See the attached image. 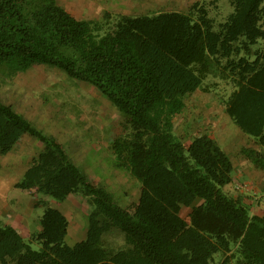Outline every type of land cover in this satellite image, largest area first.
Instances as JSON below:
<instances>
[{"label": "trees", "instance_id": "1", "mask_svg": "<svg viewBox=\"0 0 264 264\" xmlns=\"http://www.w3.org/2000/svg\"><path fill=\"white\" fill-rule=\"evenodd\" d=\"M228 2L223 20L196 2L85 19L56 0H0V86L33 65L91 86L122 116L111 164L139 185L124 207L55 135L0 99V155L22 135L42 145L14 187L57 202L80 193L87 203L84 236L72 244L67 214L41 200L39 230L28 238L0 219V264H264V211L224 189L235 178L232 157L208 132L184 138L174 125L188 96L216 84L209 77L225 82L224 113L258 147L239 153L264 171V0Z\"/></svg>", "mask_w": 264, "mask_h": 264}, {"label": "rangeland", "instance_id": "2", "mask_svg": "<svg viewBox=\"0 0 264 264\" xmlns=\"http://www.w3.org/2000/svg\"><path fill=\"white\" fill-rule=\"evenodd\" d=\"M56 1L76 18L85 19L99 18L105 10L125 14H151L159 10L186 11L194 2L206 6L208 15L217 20H223L232 10L228 0ZM206 82L216 84L210 85L205 91L197 90L187 97L184 111L174 117L176 132L184 138L194 131H206L213 136L238 165L236 167V172L239 173L238 179L237 177L233 179V182L239 181L237 188L228 185L224 189L235 196L240 195L242 200L250 206L252 213L263 212L264 184L260 189V169L252 166V171L249 172L246 169V174L243 175L239 164L240 158L243 160L239 153L242 147H258L253 137L244 136L239 132L223 111L221 99L229 94L231 86L217 78L209 77ZM18 93L24 94V102L32 101L34 105L50 108L53 124L40 126V128L55 135L66 148L69 157L88 176L111 191L124 207H129L130 203L135 202L139 189L138 183L126 172L114 168L110 161L108 146L111 139L121 130L122 116L107 100L86 83L70 78L64 72L46 65H33L25 72L13 77L11 83L0 86V99L4 103L16 99ZM31 139L36 141L33 137H25L20 147L22 149L26 147L30 152L35 147ZM7 154L0 155V179L6 177L5 179L9 181L19 174V170L27 160L23 157L15 160L11 154L6 156ZM10 170L14 173H9ZM2 193L13 212L25 218L32 230L39 226L38 220L44 208L43 204L61 207L69 219H75L79 223L81 215L87 211L86 200L80 193L70 194L66 198L68 202H57L43 193L31 195L26 190L14 187L13 184ZM33 199L41 200L43 204L31 205ZM16 201H19V205ZM200 202L201 199L196 198L190 206H183L181 214L184 215L193 205ZM65 239L69 244L75 242V239L69 237ZM111 240L119 241L120 238L115 236ZM32 246L36 248L35 244Z\"/></svg>", "mask_w": 264, "mask_h": 264}, {"label": "crops", "instance_id": "3", "mask_svg": "<svg viewBox=\"0 0 264 264\" xmlns=\"http://www.w3.org/2000/svg\"><path fill=\"white\" fill-rule=\"evenodd\" d=\"M24 94L18 93L17 98L13 99V101L17 104H14L13 101H6L7 104H10L12 106V108L22 114L25 118H27L32 124H34L35 126H37V128H40V126H44L47 124L52 123L53 124V118H51V114H50V108H47L42 106V105H34L32 103V101L24 102ZM22 100V101H20ZM27 100V99H26ZM238 130V129H237ZM246 136V135H244ZM25 137H30V136H26V135H22L20 137V139L16 142V144L12 147L13 149L10 150L9 152H7L6 156H11L13 158H15V160H18L19 157H23L27 160V162L21 167V169L19 170V174L17 176H13L12 180L5 179L6 177H3V179H0V219L3 223L5 224H9L11 226H13L18 233L23 237V238H28L30 236L31 233L36 232L39 230V226L34 227V229L32 230V228H30L29 223L26 221L25 218L23 217H19L20 214L18 213H14L13 209H11L3 195V191L7 189L8 186L10 185H14V183L19 179V177L21 176L22 172L24 171V169L27 167L29 161L31 160V158L33 156H35L39 150L42 148V145L40 143H37L36 141H34L35 143V147L34 149H31L30 152L28 151L29 149L25 147V149H22L21 146V141L25 138ZM245 138V137H244ZM58 139V138H57ZM59 140V139H58ZM60 141V140H59ZM20 150V152H19ZM264 152V150H263ZM15 154H17V156H14ZM5 155V154H4ZM9 160V159H7ZM241 161V162H240ZM240 167H241V173L243 175L246 174V169L247 171H252L251 167L252 165L246 161V160H241L240 159ZM235 167H237L238 165H234ZM15 167V165L13 166ZM13 172V171H9ZM14 173V172H13ZM238 172H236L235 169V174L234 177H237L238 179ZM11 175V174H10ZM8 182V184H7ZM237 180H235L234 182L230 183V187L232 186L233 188H237ZM239 184V183H238ZM264 184V171L260 170V189ZM68 198V197H67ZM34 200V199H33ZM67 200V199H66ZM35 200L33 202H31V205L34 204ZM66 202V201H65ZM68 202V201H67ZM16 204L19 205V201H16ZM58 207V206H56ZM72 207V206H71ZM62 209V208H61ZM84 222L81 220L80 223L78 221L71 220L68 219V231L66 234V237H69L71 239H75V241L83 238L84 236Z\"/></svg>", "mask_w": 264, "mask_h": 264}]
</instances>
